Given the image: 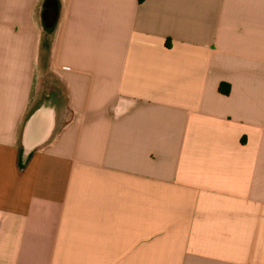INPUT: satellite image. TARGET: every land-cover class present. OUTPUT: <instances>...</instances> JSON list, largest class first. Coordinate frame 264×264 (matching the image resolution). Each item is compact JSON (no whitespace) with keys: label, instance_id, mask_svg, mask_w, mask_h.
<instances>
[{"label":"crops","instance_id":"crops-1","mask_svg":"<svg viewBox=\"0 0 264 264\" xmlns=\"http://www.w3.org/2000/svg\"><path fill=\"white\" fill-rule=\"evenodd\" d=\"M46 1L0 0V264H264V0Z\"/></svg>","mask_w":264,"mask_h":264},{"label":"water","instance_id":"water-1","mask_svg":"<svg viewBox=\"0 0 264 264\" xmlns=\"http://www.w3.org/2000/svg\"><path fill=\"white\" fill-rule=\"evenodd\" d=\"M42 16L46 25L52 24L56 16V5L54 0H47L45 2V10ZM25 148L28 150L30 147L26 145Z\"/></svg>","mask_w":264,"mask_h":264}]
</instances>
